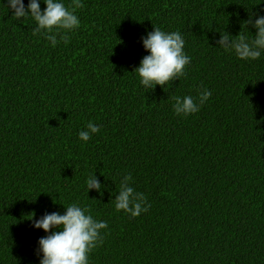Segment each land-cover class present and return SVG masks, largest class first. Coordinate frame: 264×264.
<instances>
[{"label":"trees","instance_id":"obj_1","mask_svg":"<svg viewBox=\"0 0 264 264\" xmlns=\"http://www.w3.org/2000/svg\"><path fill=\"white\" fill-rule=\"evenodd\" d=\"M3 3L0 264H39L34 219L72 202L108 222L90 264H264V54L244 61L216 42L246 32L264 0H83L55 47ZM153 25L180 31L191 63L145 90L132 72ZM202 88L200 111L177 116L174 97ZM89 121L102 127L85 143ZM92 173L101 188L87 192ZM129 173L151 205L135 218L114 207Z\"/></svg>","mask_w":264,"mask_h":264},{"label":"clouds","instance_id":"obj_2","mask_svg":"<svg viewBox=\"0 0 264 264\" xmlns=\"http://www.w3.org/2000/svg\"><path fill=\"white\" fill-rule=\"evenodd\" d=\"M0 2L3 3V0ZM40 3L41 0H29L25 6L24 0H7L3 4L16 19L26 18L35 22L38 27L32 29L33 35L43 33L52 47L61 41L67 43L69 33H74L80 27L77 10L83 8V0H71L70 6L65 4V0H43L46 6L43 11ZM262 13L264 9L250 12L249 19L243 22L246 32L240 31L235 36L222 32L216 41L220 45L218 48L233 53L240 60H258L264 54ZM249 25L256 30L254 35L248 30ZM212 39L215 40L214 35ZM142 44L148 54L132 73L145 90L153 89L156 85L169 86L171 81L186 75L185 70L191 63V57L185 52V38L180 31H165L153 25V30L147 32L146 38H142ZM211 96L212 92L207 88L200 89L195 98L190 95L182 98L175 96L173 111L177 116L184 117L195 114ZM101 127L89 121L86 129L78 132V138L87 143L100 132ZM85 186L87 192L93 188L99 191L101 184L95 173L87 176ZM118 192L114 198L116 211L135 218L151 207L144 192L137 191L133 186L130 173L123 176ZM62 205L65 207L64 214L46 213L33 221V228L42 229L46 233L38 241L36 254L39 264H90V255L102 244L108 222L94 218L90 207L79 202Z\"/></svg>","mask_w":264,"mask_h":264}]
</instances>
